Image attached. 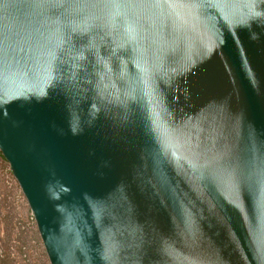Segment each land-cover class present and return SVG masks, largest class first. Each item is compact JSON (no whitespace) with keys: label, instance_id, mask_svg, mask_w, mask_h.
<instances>
[{"label":"water","instance_id":"95a60500","mask_svg":"<svg viewBox=\"0 0 264 264\" xmlns=\"http://www.w3.org/2000/svg\"><path fill=\"white\" fill-rule=\"evenodd\" d=\"M0 151L50 264H264V0H0Z\"/></svg>","mask_w":264,"mask_h":264},{"label":"rangeland","instance_id":"374dc122","mask_svg":"<svg viewBox=\"0 0 264 264\" xmlns=\"http://www.w3.org/2000/svg\"><path fill=\"white\" fill-rule=\"evenodd\" d=\"M0 253L4 264H50L32 211L1 151Z\"/></svg>","mask_w":264,"mask_h":264},{"label":"trees","instance_id":"16d2710c","mask_svg":"<svg viewBox=\"0 0 264 264\" xmlns=\"http://www.w3.org/2000/svg\"><path fill=\"white\" fill-rule=\"evenodd\" d=\"M3 256V254L2 253H0V258ZM5 259V258H4ZM4 259H2V261L0 262V264H4L5 263V260Z\"/></svg>","mask_w":264,"mask_h":264}]
</instances>
